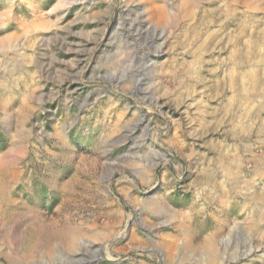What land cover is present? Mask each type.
Returning a JSON list of instances; mask_svg holds the SVG:
<instances>
[{
  "label": "rangeland",
  "instance_id": "1",
  "mask_svg": "<svg viewBox=\"0 0 264 264\" xmlns=\"http://www.w3.org/2000/svg\"><path fill=\"white\" fill-rule=\"evenodd\" d=\"M0 264H264V0H0Z\"/></svg>",
  "mask_w": 264,
  "mask_h": 264
}]
</instances>
